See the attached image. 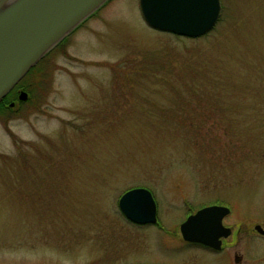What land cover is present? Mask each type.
<instances>
[{
	"label": "rangeland",
	"instance_id": "1",
	"mask_svg": "<svg viewBox=\"0 0 264 264\" xmlns=\"http://www.w3.org/2000/svg\"><path fill=\"white\" fill-rule=\"evenodd\" d=\"M220 2L193 39L110 0L42 59L0 114V264H190L180 226L214 204L262 258L264 0ZM136 188L157 224L121 213Z\"/></svg>",
	"mask_w": 264,
	"mask_h": 264
},
{
	"label": "water",
	"instance_id": "2",
	"mask_svg": "<svg viewBox=\"0 0 264 264\" xmlns=\"http://www.w3.org/2000/svg\"><path fill=\"white\" fill-rule=\"evenodd\" d=\"M110 0H0V103L50 51ZM146 24L157 31L199 38L218 23L220 0H140ZM19 99L28 100L21 91ZM14 103L10 106L14 107ZM124 217L136 225H155L157 204L150 190H129L119 200ZM226 206L212 205L190 215L180 226L185 241L219 247L230 235ZM255 230L264 235V228Z\"/></svg>",
	"mask_w": 264,
	"mask_h": 264
},
{
	"label": "flooded vegetation",
	"instance_id": "3",
	"mask_svg": "<svg viewBox=\"0 0 264 264\" xmlns=\"http://www.w3.org/2000/svg\"><path fill=\"white\" fill-rule=\"evenodd\" d=\"M231 216L232 210L230 209V214L227 215L222 222L224 227L230 229V235L220 239L219 247L192 243L184 239L181 240L184 247L187 248L186 254L190 264H264V253L262 251V258L245 260L243 255H239V240L233 238V228L225 222ZM257 234L264 237V235L259 232H257ZM260 246L261 245H256V247Z\"/></svg>",
	"mask_w": 264,
	"mask_h": 264
},
{
	"label": "trees",
	"instance_id": "4",
	"mask_svg": "<svg viewBox=\"0 0 264 264\" xmlns=\"http://www.w3.org/2000/svg\"><path fill=\"white\" fill-rule=\"evenodd\" d=\"M42 61V60H41ZM41 61L35 66L33 67L30 72L23 78V80L7 95V97L0 103V114L5 112L4 110H6V108L9 106L8 104H10L11 101L17 100L18 97V89L20 87H24V89H29V87L31 85H33V87L36 85V81L40 80L43 77V73H42V69H40V63ZM39 67V68H38ZM35 80V83L33 82V80ZM26 81L30 82L28 86L25 85ZM31 86V90L33 88ZM30 90V89H29ZM30 90V91H31ZM32 94V91H31ZM30 100V98H29ZM8 105V106H7Z\"/></svg>",
	"mask_w": 264,
	"mask_h": 264
}]
</instances>
